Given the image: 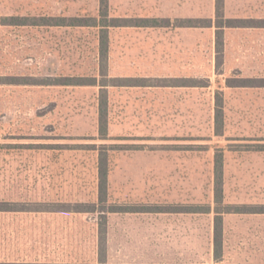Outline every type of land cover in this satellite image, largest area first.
Instances as JSON below:
<instances>
[{"label":"rangeland","instance_id":"rangeland-1","mask_svg":"<svg viewBox=\"0 0 264 264\" xmlns=\"http://www.w3.org/2000/svg\"><path fill=\"white\" fill-rule=\"evenodd\" d=\"M241 3L226 0V17L264 18ZM99 7L100 0H0L1 199L22 209L0 213L5 259L95 260L99 213L78 210L96 200V155L79 144H123L110 154L113 203L214 211L215 158L223 153L224 202L264 207V28L226 29L221 54L214 26L113 28L103 68L96 27L2 22L96 16ZM110 10L210 22L216 0H110ZM128 77L160 86L116 85ZM69 78L97 84H65ZM173 78L201 85L164 86ZM249 81L255 85H240ZM101 84H108V140L99 139ZM154 210L108 215L110 263L264 262V214L228 215L217 260L213 211Z\"/></svg>","mask_w":264,"mask_h":264},{"label":"trees","instance_id":"trees-1","mask_svg":"<svg viewBox=\"0 0 264 264\" xmlns=\"http://www.w3.org/2000/svg\"><path fill=\"white\" fill-rule=\"evenodd\" d=\"M2 22L7 25L14 26H59V27H96L99 29V42L100 53L103 60L102 67H105V60L108 58L109 52V30L112 27H155L160 25L159 21L155 18H140V17H110L109 16V4L108 0H100L99 13L97 16H31V15H12L4 16ZM178 26L188 27H205L211 23L208 20L202 19H188L178 20L176 22ZM217 26V49L221 54L224 45V28L225 27H237V26H264V20L252 19L249 21H243L238 19H226L224 18V0H216V20ZM165 25H171L170 20H165ZM65 84L68 85H95L94 82H89L83 78L75 79L69 78ZM119 81V80H118ZM149 78H121L118 82L119 86L131 85V86H146L153 85L150 83ZM172 84L177 86H200V82L195 79H173L170 80ZM252 81L248 83H242L241 86H254ZM100 93V108H99V139L108 140L109 135V97H108V84H101ZM264 86V84H262ZM223 120L222 107L216 112V123L219 125ZM81 149L91 150L96 155V170H97V194L95 201L82 202V209L79 212H96L99 213L97 218L98 224V236L96 241V258L94 261H75V262H45V261H28L17 260L14 258L5 259L1 255L0 251V264H115L108 261V242H107V224L108 215L112 213H125V212H148L156 211L160 212H186V213H209L213 209L211 206H171L162 210L163 208H151L150 206H134L128 204H117L111 202L109 199V175L111 171L110 167V154L112 151H118L124 148L123 144H96L87 143L79 144ZM224 154L219 153L215 158V178H214V194L216 207L214 209V256L215 259L221 260L224 255V214L238 213V212H264V207L257 206H240L237 204H227L224 202ZM8 201L1 199V174H0V213L4 212H16L22 209L16 208L13 205H9ZM3 238L0 234V247L2 245ZM122 264V263H121Z\"/></svg>","mask_w":264,"mask_h":264},{"label":"crops","instance_id":"crops-1","mask_svg":"<svg viewBox=\"0 0 264 264\" xmlns=\"http://www.w3.org/2000/svg\"><path fill=\"white\" fill-rule=\"evenodd\" d=\"M237 1L242 2L240 6L245 11H247L248 9L251 10V12L254 9L255 10L256 9L264 10V0H237ZM108 4H109V16L110 17H116V16H112L111 15L110 0H108ZM225 8H226V0H224V18H226V19H238V20H243V21H249V20H252V19H258V18H246V19H244V17H254L256 15V14H251V13H247L246 15H242L241 16L242 18H227L226 15H225ZM261 16H264V13ZM123 17L155 18V19H157L160 22L159 23L160 25L155 26V27H132V28H160V27H168V28H172V27L173 28H197V27H188V26H178L176 24V22L178 20L198 19V18H174L173 19V18L144 17V16H123ZM165 20H170L171 21V25L166 26L165 25ZM202 20H206V19H202ZM215 20H216V14H215V18L214 19L213 18L210 19V23L211 24L209 26H205V27H212V26H214L216 28V32H217V29L218 28H217V26L215 24ZM258 20H264V18H259ZM113 28H125V27H112V28H110V30H109V38H110V32H111V30ZM129 28H131V27H129ZM228 28H247V29H254V28H264V26H249V25H245V26H237V27H225L224 28V33H225V30L228 29ZM128 78H130V77H128ZM132 78H147V77H132ZM173 79H175V78H173ZM177 79L187 80V79H191V78H177ZM170 84H172V83H170ZM170 84L169 83L168 84H164V86L184 87V86H177V85H170ZM129 86H131V85H129ZM146 86H160V85H154L153 84V85H146ZM185 86L188 87L189 85H185ZM190 87H193V86H190ZM242 214H245V215H256V214H264V212H238V213H228V214H224V223H225V218L228 215H242ZM108 243H109V231H108ZM108 254H109V246H108ZM122 264H148V263L122 262ZM154 264H194V263H181V262H179V263H177V262L158 263V262H155ZM234 264H264V262H251V261H246V262L234 263Z\"/></svg>","mask_w":264,"mask_h":264}]
</instances>
